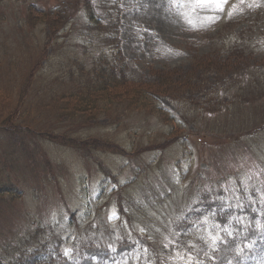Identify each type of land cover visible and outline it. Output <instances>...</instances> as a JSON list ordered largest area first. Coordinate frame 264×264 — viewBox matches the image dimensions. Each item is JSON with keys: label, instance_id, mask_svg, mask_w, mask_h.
Listing matches in <instances>:
<instances>
[{"label": "rangeland", "instance_id": "374dc122", "mask_svg": "<svg viewBox=\"0 0 264 264\" xmlns=\"http://www.w3.org/2000/svg\"><path fill=\"white\" fill-rule=\"evenodd\" d=\"M221 8L0 0L8 264H264V0ZM101 58L129 83L63 99Z\"/></svg>", "mask_w": 264, "mask_h": 264}, {"label": "trees", "instance_id": "16d2710c", "mask_svg": "<svg viewBox=\"0 0 264 264\" xmlns=\"http://www.w3.org/2000/svg\"><path fill=\"white\" fill-rule=\"evenodd\" d=\"M93 16H94V14H92L91 19H93ZM116 19L117 20L115 22L109 24V27H107L109 30L113 29L114 32H116V30L118 29V25L121 23V19H120L119 15L117 16ZM93 21H95V20L93 19ZM97 23L98 24L99 23L104 24L103 23V19H101V18H100V20L97 19ZM115 35L114 36H110L113 39V40L112 39H110V40L112 42L111 44H116L117 50L115 51V54H118V50H119L118 49V44L120 43L121 40L119 39L118 36L115 37ZM106 40H107V42H109L108 38ZM119 47H120V44H119ZM118 56L119 57H117V61L121 62L123 65H125L124 61L122 60L123 57H121V55H118ZM123 59H125V58H123ZM101 60H103L104 63L100 62ZM199 64L197 65V67L195 69L199 70ZM113 66L115 67L113 61H108V59H106V58H101L100 60L97 61L96 64L93 65V68L91 69L92 73L89 75V78H86V79L81 80L79 82V85H81V84H83V85L80 86L78 90H76V89L72 90L70 93L63 94V96H61V97L63 99H66V98L79 99L80 102H83V103H80V105H82L83 107H81L77 103H75L76 106H78V107H80L82 109H90L91 106H95L97 102H92V103H89V104H87L86 102H88L91 98L96 100V101H98L96 96L90 95V89H94V91H91V92L95 93V92H97L100 89H107L108 88V89H113L114 90L117 87V85H119V83H122L124 85H127L129 83V82H126L125 80L119 78L118 76L117 77L114 76V74H113V72H114L113 71ZM214 66H217V65H214ZM81 71L82 72L85 71V68L81 67ZM171 79H172V77L169 78V80H171ZM104 82H109V84L107 86H105L106 88H104V87L98 88L100 84L104 85ZM170 84H172V83L170 82ZM149 86H151V83H148L147 81H145V87L142 86V87H139L138 89H135V88L130 89V90H132L131 92L133 93V95L134 94L138 95V98H139L138 104H141L143 102V98L141 97V95L139 93H137V91L140 90V92L143 91V92L147 93V91L152 90V88L149 89ZM80 89H83V90L79 91ZM167 90H169V89H167ZM167 90H166V93H164V94H168ZM85 92H88V93H85ZM111 92L114 95L117 94L115 91H111ZM130 101L131 100H129V102ZM110 102H109V98H105L103 100V103H102L103 105L102 106L104 108L107 106L106 104H108V106H110L111 105V104H109ZM130 103H128L129 105L127 107L131 106L132 103L131 104ZM153 103H154V101L151 98V96L148 97L146 102L144 101V105L145 106H147V105L149 106V105H151ZM119 106H121V105H119ZM142 108H146V107H142ZM92 113H96V112L92 111ZM105 115H107V114H105ZM107 118H111V117L108 116ZM13 121H14V119L10 115H7V119H4V117H2L1 124L7 126L8 123L13 122ZM4 245L0 243V251H3L2 247ZM0 264H8V262L6 261V258L2 255V252H0Z\"/></svg>", "mask_w": 264, "mask_h": 264}, {"label": "snow or ice", "instance_id": "6c2138e0", "mask_svg": "<svg viewBox=\"0 0 264 264\" xmlns=\"http://www.w3.org/2000/svg\"><path fill=\"white\" fill-rule=\"evenodd\" d=\"M196 5L197 6H203V5H215L217 9L222 10L221 5L224 3V0H195ZM229 189L225 188V191H228ZM228 235H231V233L229 232ZM219 239V237H215L212 240V244L213 246L216 244V240ZM168 245L166 244L165 247H167ZM194 247V246H193ZM213 251H215V247H213ZM65 256H70V251L66 250L65 251ZM178 257L183 260V257L179 255V253L177 254ZM192 257L189 256L188 260L185 262V264H192Z\"/></svg>", "mask_w": 264, "mask_h": 264}]
</instances>
